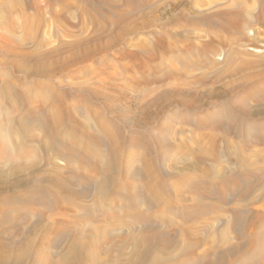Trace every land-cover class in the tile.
I'll list each match as a JSON object with an SVG mask.
<instances>
[{
    "label": "rangeland",
    "instance_id": "obj_1",
    "mask_svg": "<svg viewBox=\"0 0 264 264\" xmlns=\"http://www.w3.org/2000/svg\"><path fill=\"white\" fill-rule=\"evenodd\" d=\"M193 1L197 9H204L203 1L206 0ZM163 2L0 0V21L6 22V27L12 30L11 33H4L0 28V57L7 59L9 52L14 53L21 48L20 51L32 54L31 65L35 62L63 64L51 78H42L35 73L26 76L10 63L0 61V80L8 78L13 90L20 91L25 103L23 109L2 107L3 112L13 111V119L7 120L0 115V126L6 127L9 134L18 133L21 129L19 121L25 114L26 121L22 122L31 136L18 138V141L27 151L29 160H36V166L39 162L37 167L43 170L48 168L45 172L49 177L56 171L60 172L70 180L76 191L82 192L80 197L72 196L68 190L49 183L48 177H45L35 185L27 183L18 190L24 196L36 197L35 190L40 189L46 204L36 200L29 206L14 197L15 191H0V234L5 227V241L16 242L15 249L25 239L24 233L30 235L34 245L33 250L28 251V261L32 260L33 255L40 254L45 256L44 264H55L62 258L72 239L79 236L90 242V251L94 252L91 262L102 260L100 264L114 262L119 239H123L126 250L121 263H124L132 246L131 238L139 236L142 231L141 224L133 221V216L145 214L176 240V247H171L169 251L178 256L177 261L169 264H199L213 256L224 242L246 240L249 243V231L254 224H259V217L264 216V197H259L260 189L253 193L258 196L256 201L241 210L239 203L236 204L238 198L230 193L223 181V177L233 179V175L235 180L239 177L238 183L243 181L240 158L244 162L253 158L256 160L255 166L264 169V125L261 128L243 126L249 142L242 144L235 134L236 129L230 128L227 123L228 117L221 101L195 112L173 103L164 105L160 114L150 120L149 113H154L157 108L154 103L159 90L169 88L171 81H153L167 72L172 63L166 61L167 53L163 61L151 56L158 52V42L167 45L173 37L168 25L163 23L168 15V6ZM157 8V12L152 13ZM142 21L148 24L153 21L154 24L128 29L129 26H140ZM178 21L193 22L189 17ZM252 25L255 34L259 31L264 34V19L262 23L254 21ZM196 31L204 40L207 39L202 26ZM263 36L248 42L245 47L253 58L264 55ZM249 46L260 51L252 52ZM64 58H67V62ZM204 62L201 68H192L190 75L195 77L203 73L208 77L207 84L215 77L213 68H230L223 62L212 68L210 63ZM256 69L260 70V67L252 68L250 72ZM229 79L225 78L223 82ZM47 84L55 87L54 91L61 95L63 105L56 106L48 98L49 93L44 89ZM203 85V82L195 81L192 88ZM28 90L30 93H27ZM237 92L239 87L235 89V95H238ZM197 115L206 116L204 121L207 127L192 123ZM145 120L149 122L143 123ZM216 121L223 124L215 127ZM58 122L63 125L58 126ZM207 133L215 134L216 142H209ZM112 149L118 153L114 168L110 164ZM16 152H19L17 160L11 159L25 163L24 152L17 149ZM198 157L203 160L202 163H197L195 167L187 166L193 165ZM12 160L6 165L0 161V170H10ZM100 184L104 185L103 189ZM194 187L202 191L210 188L211 195H196L191 192ZM223 194L227 195V200L216 209L205 208L201 215L192 213L191 218L197 221L196 224L186 222L181 217L182 213L194 209L193 203L198 197L214 204L217 203V196ZM135 195L142 200L158 196L163 201L160 205L144 201L135 207L129 203L130 197ZM27 208L29 213L26 212ZM239 211L242 215L253 213L251 224L245 226L248 229H245L247 232L242 240L238 238L233 223V216ZM164 217L171 221L160 225L158 220ZM40 219L41 224L36 231L34 228ZM13 221L19 224L22 233L15 231L11 224ZM260 225L264 234V221ZM91 229L97 232L89 237L86 234ZM224 229L227 230L226 235L222 233ZM196 238H200L201 243L195 253L181 255L182 250L179 249L185 241ZM262 244L264 242L255 245L257 248L253 251L246 249L229 258L230 264L264 263ZM205 253L206 257L203 256Z\"/></svg>",
    "mask_w": 264,
    "mask_h": 264
},
{
    "label": "bare ground",
    "instance_id": "obj_2",
    "mask_svg": "<svg viewBox=\"0 0 264 264\" xmlns=\"http://www.w3.org/2000/svg\"><path fill=\"white\" fill-rule=\"evenodd\" d=\"M125 1L127 2L131 0ZM163 4L168 6L166 9V13L168 15L166 16L163 23L168 25L169 32L173 37L167 43V45L162 42H158L156 45L158 52L151 54V56L152 58L163 61L165 60V54L167 53L168 60L166 61H170V63H172L170 65V69L167 72L159 75L158 78H154L153 81L157 83L163 79H168L171 81L168 83L170 84L169 88L159 90L156 102L154 103L157 108H155L156 110L154 113H149V117L151 118L150 120L160 114L159 112L162 110L164 105H171L173 103L174 105H179L185 109L195 112L201 108H205L209 104H213V102L215 103L216 101H221L223 104V110L226 111L228 117L226 118L229 127L231 126L230 128L236 129L235 134L242 144H248L249 137L243 132L242 127L248 126L252 128H261L264 125V55H258L259 58H253V54L247 52L245 48L249 44L248 42L259 40L264 35L260 31L255 34L252 27L254 26L252 25L254 21L259 23L263 22L264 0H206L203 1L204 9L202 7V9H197L193 0H164ZM256 9L257 12L255 13ZM157 10L158 8L155 10L153 9L152 13L157 12ZM185 17H189V19L193 22L188 24L178 21L179 19H183ZM152 22L148 24L142 21L140 26L134 25L131 27L129 26V28L125 27V29L131 28L132 30H135L139 27H146L148 25L154 24ZM5 23L0 21V28L2 31H4V33L5 31L11 33L12 30L10 31V28L8 26L6 27ZM199 26L203 27L207 39L204 40L203 36H201L196 31ZM12 38H14V36ZM223 48L225 49L222 52L221 50ZM248 49L252 52L260 51L259 49L251 46H249ZM20 50L21 48L17 52H9L10 54L7 59L1 56L0 61L4 63H10L14 68L16 67L26 76L35 73L39 74L42 78H51V76L56 73V70L61 69L60 67L63 66V64H59L57 62H50L49 64L35 62V64L31 65L29 61L33 59L32 54ZM10 56H12V58ZM63 60L67 62V58H64ZM204 61L210 63L211 68L213 65L217 66V63L221 64L222 62L224 65H227L230 68L217 69L218 66L213 68L215 77L210 79V84H207L206 81H209L208 77L203 73L195 75V77L190 75L192 68H201L205 63ZM256 67H260V70L256 69L250 72V69ZM237 75L238 77H236ZM225 78L230 79L228 82H223V79ZM195 81L203 82L205 85L202 87H195L193 89L192 84H195ZM10 82L11 81L8 78L0 80V115L5 116L7 120L13 119V111L6 110L3 112L2 107H12L13 110L19 108L23 109L25 104L23 101L24 99L21 98L22 94L20 91L13 90V86H11ZM237 87H239V92H237L238 95H235L234 92ZM44 89L48 91V98L50 97L56 106L59 104H64L61 95L54 91L55 87H53L52 84L45 85ZM27 93H30L29 90ZM25 112H27V110H25ZM24 115L25 114H23V117L19 121L21 125V129L18 131L19 134L17 132L13 135L9 134L6 130V127L1 128L0 126V149L2 150L0 151V161H3L2 164L6 165L7 162L12 160L11 158L17 160L19 157V152L17 153L16 149L20 152H24L27 159L25 163L22 161L23 164L12 160L13 163H11L12 167L10 170H0V191H15L14 193L16 194L14 197L17 200L21 199L22 202L29 206L31 205V202H36V200L40 201L39 203L44 205L46 202L43 196L40 194V189L35 190L37 192L36 197H32V195L24 196L18 190L27 183H32L35 185V182L48 177L47 180L49 183H54L55 185L58 184L60 187L68 190L72 196L74 195L80 197L82 192L79 193L76 191V188L73 187V185L71 186L70 180H68L65 176H62L60 172L56 171L54 175L52 173L53 176L49 177L48 172H45L48 170V168L43 170L44 168L41 169L40 166L37 167L39 162L36 163V166L34 164L36 160L34 162L30 161L31 158L29 160L27 151L24 150V146L22 145L21 141H18V138H28L31 136L28 134L29 132L26 129V125L22 122L26 121ZM205 117L197 115L192 119V123L203 126L205 125ZM28 118H30V116ZM62 120L63 119H61V122ZM148 122V120H145L143 123ZM216 122L214 125L215 127L223 124L221 122ZM62 125L63 123L58 122V126ZM214 126L208 127L214 128ZM207 135L208 136L206 137L209 142H216L217 136L215 134L207 133ZM9 153L11 155H9ZM112 154L113 159L110 164L114 168L113 165L118 153H116V150L112 149ZM253 154L257 155L256 152H253ZM202 161L203 160L198 157L193 165L187 166L195 167L197 163H202ZM255 161L256 160L253 158L251 160H246V162H244V160L241 158L239 159V165L244 171V175H242V178L240 177L243 180H241V183H238L239 177L237 178L238 180L234 179V175L233 179L231 176H229L231 179H225L223 177L224 183H226V186L229 187L231 191L230 193L239 199L240 202H238L237 199L236 204L239 203L241 210L248 208L249 205L256 201L255 199H257L258 196L253 194L256 193L254 192L256 189H260L261 191L259 197H264V169L261 167H256ZM203 169L205 170V167ZM211 170L214 169L212 168ZM107 178L108 180L110 179L109 177ZM99 186L101 189L104 187L102 184ZM44 188L47 189L46 187ZM209 189L208 191L204 189V191H202V189L194 187V189L192 188L191 192L195 193L196 195L199 194V196H209L211 195V190L209 191ZM132 191L135 193L134 189ZM227 191L229 190L227 189ZM156 197L158 196H155L154 198ZM154 198L142 200L137 198L135 195L130 197L129 203L134 204L135 207L139 204H143L144 201L148 204H162V197H158L156 199ZM200 198L201 197H198V200L193 203V210L182 213L181 217L184 219V221L196 224L197 221L191 218L192 213L201 215L204 213L202 210L205 208L209 210L216 209L219 204L224 203L225 200H227V195L223 194L217 196V203L214 204L204 202ZM186 200H189V198L186 197ZM27 211L28 208L26 212ZM241 213L239 211L234 214L233 223L237 228L236 231L238 232V238L242 240L243 236L246 235V230L248 229L246 228L247 224H251L250 221H252L251 217L253 213L247 215H242ZM166 218L164 217L158 220L160 225L167 221H171ZM259 218V224H254L249 231V235L251 236L249 243H247L246 240L235 241V243H230L229 241L224 242V245L221 248H218L214 251L213 256L199 264H230L229 258L235 257V255L246 249L252 251L255 250L257 248L255 245H259L264 242V234L262 232L263 226L260 225H263L264 216ZM154 219L156 220V218ZM40 221L41 219L37 221L36 226L33 223L35 226L34 230L37 228V226H39V224H41ZM133 221L141 224L142 231L139 236L135 235L131 238L132 246H130L128 255L125 257L126 261L124 263H121V261L123 260L122 254L126 250V247L124 246L126 243L123 239H119L120 243L117 248L118 252L116 253V257L112 264H169L171 261H177L178 256L169 251L171 247H176L177 245L173 235L167 233L163 227L161 228V226L155 225V221L153 222L151 217L148 215H134ZM226 223H228V221H226ZM11 224L13 225L15 231L22 233V228L19 226V224H15L14 221ZM3 229L0 234V264H44L45 259L43 258L45 256L43 257L40 254H37L36 256L31 255L33 257V261H28V254L30 253H28V251L31 250L34 245L33 239L30 237V235L24 233L23 238L25 239L21 241L22 243L19 244L17 247L18 249H15L16 242H6L4 236L6 233V228L4 227ZM95 232H97L96 229H91V231L86 235L91 237ZM188 233L190 232L188 231ZM222 233L223 235H226L227 230L224 229V232ZM121 243L124 244L121 245ZM200 243V238H196L194 241H185L183 246H181L179 249L182 250L180 252L181 255L186 256V254L188 255L195 253ZM261 247H264V245L262 244ZM90 248L91 245L89 241L87 242L86 240H82L79 236L74 237L62 258L59 261H55V264H100L102 260L99 261L97 259L91 262L94 252L92 250L90 251ZM203 256L206 257V253ZM194 264L198 263L195 262Z\"/></svg>",
    "mask_w": 264,
    "mask_h": 264
}]
</instances>
